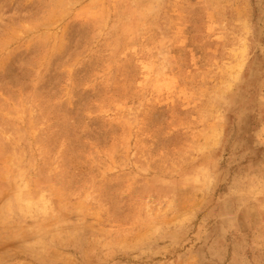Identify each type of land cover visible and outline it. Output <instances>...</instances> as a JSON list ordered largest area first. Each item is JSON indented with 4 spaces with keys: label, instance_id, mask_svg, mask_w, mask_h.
Instances as JSON below:
<instances>
[{
    "label": "rangeland",
    "instance_id": "374dc122",
    "mask_svg": "<svg viewBox=\"0 0 264 264\" xmlns=\"http://www.w3.org/2000/svg\"><path fill=\"white\" fill-rule=\"evenodd\" d=\"M0 264H264V0H0Z\"/></svg>",
    "mask_w": 264,
    "mask_h": 264
}]
</instances>
